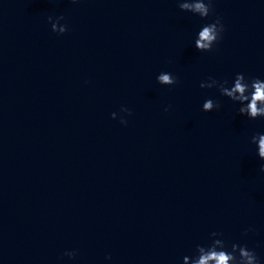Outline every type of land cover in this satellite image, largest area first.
Masks as SVG:
<instances>
[{"label":"water","instance_id":"1","mask_svg":"<svg viewBox=\"0 0 264 264\" xmlns=\"http://www.w3.org/2000/svg\"><path fill=\"white\" fill-rule=\"evenodd\" d=\"M213 8L202 20L178 0H0V264H183L212 232L264 264L251 143L264 119L200 88L264 80V0ZM217 16L222 40L198 52ZM207 99L220 109L203 112Z\"/></svg>","mask_w":264,"mask_h":264},{"label":"clouds","instance_id":"2","mask_svg":"<svg viewBox=\"0 0 264 264\" xmlns=\"http://www.w3.org/2000/svg\"><path fill=\"white\" fill-rule=\"evenodd\" d=\"M72 4H76L79 0H70ZM214 0H178V7L181 12L191 13L199 16L202 20L209 18L214 14ZM64 20L63 16L48 18L51 24L52 32L57 35H64L68 31L66 24H61ZM225 27L220 17L211 22L204 24L198 32V36L194 42V46L198 52H211L213 46L218 44L223 38ZM157 83L161 86L171 87L178 83V78L171 73L161 72L157 76ZM201 89H216L222 97H226L233 104H239L238 114L245 116L250 120L264 119V80L259 78H247L243 73L235 75L229 85L227 79L218 80L209 77L207 82L200 83ZM221 107L219 101L207 99L202 106V111L210 113L213 110H218ZM168 109H165L167 111ZM121 113L126 116H131L132 112L122 107ZM111 118L117 119V113L113 112ZM122 125H127V120L124 117L120 118ZM251 143L258 148V156L261 161H264V134H255L251 138ZM261 172H264V165L261 166ZM255 229L249 227L242 233L247 237L250 232ZM211 243L208 245L197 244L195 247V255L192 257H184L183 264H261L260 258L254 250H251L247 245L229 243L223 239V233L212 232L210 234ZM230 247V251H229ZM70 260L74 259L77 253L75 251H67L64 253ZM106 259H111L107 257Z\"/></svg>","mask_w":264,"mask_h":264}]
</instances>
